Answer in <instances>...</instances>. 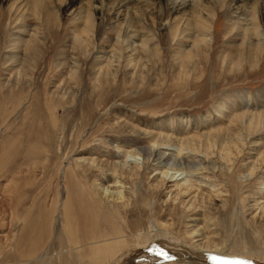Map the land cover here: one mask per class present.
Returning <instances> with one entry per match:
<instances>
[{
  "label": "rangeland",
  "instance_id": "rangeland-1",
  "mask_svg": "<svg viewBox=\"0 0 264 264\" xmlns=\"http://www.w3.org/2000/svg\"><path fill=\"white\" fill-rule=\"evenodd\" d=\"M27 1L0 0V264H264V215L254 218L264 201V160L248 176L264 150V49L241 57L239 24L231 26L242 21L238 13L219 0L191 2L178 17L216 10L208 41L193 48L198 37L162 30L176 17L170 9L161 14L166 1L132 0L129 14L115 12L116 0L97 13L100 0H43L35 11ZM253 5L249 0V11ZM88 15L94 27L86 32ZM130 15L138 31L131 47L114 52ZM263 35L254 43L264 45ZM243 114L245 122L236 119ZM251 115L260 124L249 134L240 128ZM159 134L175 145L167 149L173 154L194 137L181 154L187 172L166 178L189 175L204 201L190 200L197 192L176 195L184 180L164 182L165 166L153 157L126 152L150 149ZM214 134L240 147L231 146L230 161L213 146ZM194 155L208 161L199 165ZM121 166H138L139 174L121 176ZM213 189L224 196L209 198ZM118 191L123 197L112 195ZM66 203L79 244L67 232ZM118 212L111 223L123 230V252L91 258V230L103 231L106 216ZM197 244H217L218 252Z\"/></svg>",
  "mask_w": 264,
  "mask_h": 264
},
{
  "label": "bare ground",
  "instance_id": "bare-ground-1",
  "mask_svg": "<svg viewBox=\"0 0 264 264\" xmlns=\"http://www.w3.org/2000/svg\"><path fill=\"white\" fill-rule=\"evenodd\" d=\"M70 1L71 2L73 1L75 3L78 2V0H75V1L74 0H70ZM106 1H107V4L111 2V0H100L99 2H100V4L102 6H99L98 5L99 2H98V4H95L94 3L95 4L94 5V8H93L94 11L93 10L92 11L95 12V13L102 11L103 7H105L107 5V4H105ZM158 1H160V2L166 1V3H167V5L164 4V7L165 8H164V10H162V13H161L162 15L164 13L168 12L167 10H169V9L170 10H174V12H176L175 13L176 14L175 15L176 17L175 18L174 17L173 18H166L164 20V22L162 23V25L164 26V28L162 30L168 29L169 33L171 35H173L174 37H176V36H182V35H186V34L187 35H191L193 37H198L199 39H195V43H194L193 48L197 47V45H199V44L205 45L204 41H206V42L208 41L207 38L205 37V35H207L208 33H210L212 31V29H214V27L216 25V23L213 24V19L215 17V13H216L215 12L216 10L214 8H210L211 6H208L207 8H205V6H204V8L202 7V10L201 9H194V11L190 15V17L187 16L188 18H186V15L185 14L182 15L181 17H178L177 14L180 13V11L185 10L186 7H188L191 2H194V3L197 2L198 4H200V5L203 6V1H205V0H174V1L171 2V4H172L171 7H169V5H168L170 0H158ZM212 1H216V0H212ZM219 1H220V4L219 5L221 7H226V8H224L226 11H231V12H237L238 13V15L236 16V19H239V20L242 19V21H241V22H243L242 24H240L241 22L239 23V21H235V20H234L235 22L231 23V26H233L234 29H236L237 25L239 24V27H238V29H237V31L235 33L236 36H234V40L238 36H242V38L244 40L242 42V45L238 47V51L240 52L241 57L244 56V55H248V56L253 55V54L256 55V54H259L260 52H262L263 49H264L263 43L262 42L261 43L259 42V43L256 44V43H254V39L261 40L262 35L264 34V32H262L263 30L261 29V27H263V23L262 22H263V19H264V6H262L263 4L261 5V3H263L264 0H253L254 1V5L252 6V8H253L252 11H249V7H248L249 0H219ZM233 2H234V5L232 6V3ZM40 3L41 4L44 3L43 0H28L24 5L25 6H28V5L31 4L33 6V8H30L31 5L28 6V7L30 9H34V11H35V8L39 9V7H40L39 4ZM115 3H117V7L114 8L115 9V12H118V14H123L125 12V10H126V12H127L126 14H129V12H128L129 10L128 9L131 6L132 0H116ZM194 5L195 4H193L192 7H194ZM213 5H215V4H213ZM108 6H110V5H108ZM20 7H21V5H18V8H20ZM204 9H208V11H210L208 13H206V11H205L206 15H208V16L204 15L205 14L204 13ZM211 12H214V13H211ZM260 12H262V17L260 15ZM35 14H36V12H35ZM35 14H33V15H35ZM161 14H159L158 16H162ZM40 15H41V11H39V16L38 17H40ZM91 15H92V12H91ZM241 15H246V17L245 18L239 17ZM249 15L251 16V19H249L247 17ZM144 16H145V14H144ZM217 16H218L217 18H219L221 16V14L218 13ZM131 18H132L131 15H130V18H127L126 17V19L124 21L125 22L124 23L125 25H122V27H120V29H121L120 31L121 32L119 31L120 32V35H119L118 43H116L114 45V49H115V50L113 49L114 52H116L119 49L122 50V51L123 50H126L125 47L126 48L131 47V46H129V44L131 45V42L130 41H132L131 39L134 36L133 33H135V32L137 33V31H138V28H135V25H131V24H135L136 23V22L132 21L133 18L132 19ZM231 18L233 19L234 17H231ZM142 21H144V23H145V20L144 19H142ZM229 21H231V20H229ZM91 23H92V16L88 15L87 20H86L85 27L83 28V29H85L84 31H86V29H89L90 30V28L94 27L93 26V23L92 24ZM89 24H91V25H89ZM146 26L147 25L145 23L144 26H139V29H143L144 30V28H142V27H145L146 28ZM91 30L93 31V29H91ZM126 38H128V39H126ZM150 38L143 39L142 42H140L141 45H142V48L147 47V43L150 42ZM193 48L188 51L189 52V56H192V50H193ZM120 58H121V56H119V59ZM111 61L112 60L109 59V62H108L109 65L108 66H110L111 63H113ZM245 116H246V114L239 115V117L236 118V119L237 120L241 119L240 121L245 122L244 121ZM250 117H251L249 119L250 122L248 121L249 123L242 124V127L240 128L241 131L246 130V133H247L250 129L251 130L252 129H256L258 127L257 124H260L258 122L259 121L258 119L260 118L259 116H257V115H251ZM261 121H262V119H261ZM253 131L254 130H252V132ZM250 133L251 132L249 131V134ZM246 135L247 134L244 135L245 138L247 137ZM218 137H220V136L219 135H215V137L212 138V139H210V140L212 141L213 146H216V145L221 146L220 147V150H219L220 154H222L224 156V159L226 161H230L232 159V154H233L232 153L231 146H236V148H240V147L229 136L228 137H225L224 139L223 138H218ZM167 138H169V137H167V136H165L163 134H159V136H157L156 139H155L156 140L155 141V144L150 149L149 148L148 149L147 148H138L139 150L126 151L130 155H132V154H138V155H143L144 154L145 155L146 154V156L148 158L147 160H149V157H153V160H156V162H157L156 164H159L160 166H163V167L165 166L164 167L165 170L162 171V173H163L162 174V177H164V179H165V180H163L164 182L167 179L166 177H169V174H170V171L171 170H175L177 172H179L181 170L182 171L185 170L184 172H187L186 171L187 170L186 168H183V167L182 168H179L183 164V159H185L184 158L185 155L182 158L181 157V154L184 151V149H185L184 147L187 145V143L193 142L192 140L194 139V137L183 139L181 141L182 143H180V145H178V147H177L178 148L177 149L178 150V154H173L174 153L173 151L169 152V150H167V149H171L172 146H175V145L172 144V143L169 144V143L165 142V140ZM206 138H207V136H206ZM198 140H199V138H198ZM211 141L208 142V145L209 146H211ZM240 141H244V139L241 138ZM194 144H197V143H194ZM189 145L187 146V147H189L188 150H191L192 152H194V154L200 152L197 149L199 147L195 148L194 146H192L193 148H190ZM162 148H165L166 150H164ZM236 148L234 147V149H236ZM206 150H208V148ZM236 150L240 154L241 149H236ZM209 152L212 154V151L209 150ZM209 155L210 154L207 155L208 158H209ZM198 157H199V155H194L193 156V158L195 159V163H197L199 165H200V163L202 164L203 162L208 161L207 160L208 159L207 157L204 160H202L203 158L199 159ZM263 157H264V150L261 151L258 154L256 160L252 162V166L250 168V172L248 173V176L249 177L254 176V173L259 168L257 163L260 160H264V159H262ZM148 163H149V161H148ZM209 166H210V164H209ZM213 166L215 167V162H213ZM117 167H118V165L114 164V166L112 168H110V169H112L113 172H117ZM137 167H133V168H130V169H128V168L125 169L124 166H121L120 167L121 168L120 169L121 171L119 170L118 172L121 173V176L122 175H125V174H128L129 176L138 175L139 174V171L136 170ZM202 167H199V169L203 170V169H206L207 168V167H203V168ZM216 168H217V166H216ZM229 168H231V167H229ZM199 169H197V170L199 171ZM102 170H104V169L102 168ZM107 171H109V170H107ZM107 171L105 172L106 176H107V173H108ZM206 171H207V169H206ZM73 174L76 176V172L75 171H74ZM181 174H183V173H180V175ZM179 176L176 177L175 175L172 174L171 178L170 179H167L168 181L174 182L175 185H177V183H178L177 181L184 180L183 185L176 187L178 189V192L176 193V195H178V196L179 195H182V196L185 197V196H189L190 194H193L194 192H197L196 194H194L190 198V200L191 201H193V200L194 201L195 200L197 201V200H200V198H201L202 201H204V199H205L204 198L205 197L204 195H206V194H204V193L200 194V192L198 193V190L197 189H194L193 183H192L191 179L189 177H187L189 175H186L187 178L186 177H180L179 178ZM242 178H245V176H243ZM157 186L159 187V185H157ZM155 187H156V185H155ZM213 187H215V185ZM120 193L122 194V192H119L118 191V192L113 193L112 195H116L117 194L118 195L117 197H123V196H119ZM211 196L222 197V196H224V194L220 193L219 189L218 190L213 189L211 191V194H210L209 198H211ZM176 199H178V198L176 197ZM210 202H212V201H210ZM259 203H260V205H257V207H258V209H260V212L258 213L259 215L258 214L257 215H254V218L260 217L262 213L264 215V201H260ZM224 205H225V203H224ZM131 214H133V213H131ZM119 215H121L120 212L114 213V214L113 213H109L106 216V218H108V219L105 221L106 224L108 223V226L109 227L106 225L103 231H98V229L97 230H91V233L92 234H90V237L88 238L89 239V242L87 243V246H89V252H90V254H88V256H91V258L93 257L94 259L96 258V259H101L103 261H107L109 259H113V258L115 259V257H117L118 255H120L123 252V249L125 248V241H126L125 238H124V236H123V230H122L121 226H119V225H117L115 223L114 224L111 223V220L114 219V218L115 219H118L119 218ZM66 218H67V223H68V226L66 227L68 229L67 232H69L70 237H71V240L73 241V243L74 244H79L80 241H79L78 232L80 230H78V228L77 227H74V225H73V222L71 220L70 207H68V203H66ZM162 227L168 228L169 226L167 224H164L163 223L162 224ZM216 245H209V244L208 245H204V244L203 245H200V244H197V247H199L200 250H205V251H210V252H218V250H212V248H217V247H212V246H216ZM220 252L221 251H219V253ZM201 253L202 254H207V253H204V252H201Z\"/></svg>",
  "mask_w": 264,
  "mask_h": 264
}]
</instances>
